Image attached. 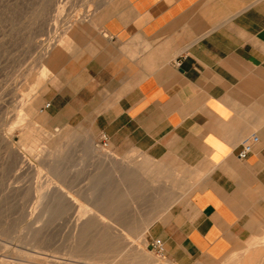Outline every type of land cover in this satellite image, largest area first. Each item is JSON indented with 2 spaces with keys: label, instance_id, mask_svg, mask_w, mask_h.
I'll list each match as a JSON object with an SVG mask.
<instances>
[{
  "label": "crops",
  "instance_id": "0c3cea01",
  "mask_svg": "<svg viewBox=\"0 0 264 264\" xmlns=\"http://www.w3.org/2000/svg\"><path fill=\"white\" fill-rule=\"evenodd\" d=\"M97 21L60 113L184 180L148 239L173 264H218L263 236L264 0H110Z\"/></svg>",
  "mask_w": 264,
  "mask_h": 264
},
{
  "label": "rangeland",
  "instance_id": "374dc122",
  "mask_svg": "<svg viewBox=\"0 0 264 264\" xmlns=\"http://www.w3.org/2000/svg\"><path fill=\"white\" fill-rule=\"evenodd\" d=\"M109 2L0 0V264H141L140 260L149 255L156 263L173 264L164 252L151 247L159 239L149 240L147 233L149 226L182 196L184 180L152 158L148 159L154 169L144 168L146 155L138 150L115 151L104 146L88 116L82 120L79 115L60 113L64 108L62 100L58 103L57 91L65 84L63 67L80 47L94 41V31L100 25L98 16ZM56 55L59 61L54 68L50 60ZM48 102L51 106L45 109ZM23 132L31 139L22 137ZM35 140L33 149L29 145ZM110 152L116 156L112 166ZM17 155L29 162L26 160L25 165L23 157ZM51 161L52 165L48 163ZM60 189L70 192L78 205ZM73 212L86 216L87 227L84 224L74 229ZM146 221L152 222L145 235L139 236L137 230ZM262 240L252 239L218 264H235L243 255L262 250ZM123 247H132L133 252L120 255Z\"/></svg>",
  "mask_w": 264,
  "mask_h": 264
},
{
  "label": "bare ground",
  "instance_id": "6f19581e",
  "mask_svg": "<svg viewBox=\"0 0 264 264\" xmlns=\"http://www.w3.org/2000/svg\"><path fill=\"white\" fill-rule=\"evenodd\" d=\"M89 2H90V1H89ZM86 4H87V3H86ZM92 5H93V4H92ZM86 6H88V5H86ZM57 7H58V6H57ZM89 7H90V6H89ZM92 8H93V7H92ZM90 9H91V8H90ZM82 10H83V9H82ZM87 11H88V10H87ZM57 12H58V11H57ZM75 12H76V11H75ZM83 12H84V11H83ZM58 14H59V13H58ZM81 14H82V13H81ZM59 15H60V14H59ZM59 15H57V19H58V16H59ZM59 17H60V16H59ZM79 18H80V17H79ZM55 19H56V18H55ZM60 19H61V17H60ZM83 19H84V18H83ZM58 20H59V19H58ZM58 20H57V21H58ZM62 20H63V19H62ZM67 21H68V20H67ZM65 22H66V21H65ZM68 22H69V21H68ZM68 22H67V23H68ZM70 22H71V21H70ZM79 22H80V21H79ZM53 23H54V22H53ZM51 24H52V23H51ZM62 24H63V23H62ZM53 25L55 26V24H53ZM56 25H57V23H56ZM65 25H67V24L65 23ZM68 25H69V24H68ZM54 26H53V27H54ZM61 26H62V25H61ZM49 28H50V27H49ZM54 28H55V27H54ZM56 28H57V26H56ZM58 28H59V27H58ZM61 28H62V27H61ZM52 30H53V29H52ZM56 30H57V29H56ZM56 30H55V31L53 30V31L56 32ZM64 30H65V29H64ZM49 31H50V30H49ZM57 32H58V31H57ZM57 32H56V33H57ZM59 32H61V31H59ZM56 36H57V34H56ZM51 43H52V42H51ZM54 43H56V42H54ZM54 43H53V45H54ZM48 45H49V44H48ZM56 45H57V44H56ZM49 46H51V45H49ZM41 47H42V46H41ZM46 47H47V46H46ZM44 49H45V48H44ZM46 49H47V48H46ZM48 51H49V50H48ZM46 52H47V51H46ZM50 55H51V54H50ZM38 58H39V57H38ZM41 58H42V57H41ZM39 59H40V58H39ZM36 61H37V59H36ZM39 61H40V60H39ZM39 61H38V62H39ZM37 64H38V63H37ZM40 65L42 66V63H41ZM40 65H39V66H40ZM26 89H27V88H26ZM22 100H23V99H22ZM19 103H20V102H19ZM15 112H16V111H15ZM27 123H28V121H27ZM30 124H31V123H30ZM32 124H33V123H32ZM32 124H31V125H32ZM27 125H28V124H27ZM27 125H26V126H27ZM33 125H34V124H33ZM35 125H36V124H35ZM36 127H37V126H36ZM36 127H34V128H36ZM27 128H29V127H26V130H27ZM37 128H38V127H37ZM8 129H9V128H8ZM42 129H43V128H42ZM42 129H41V130H42ZM26 130H25V131H26ZM38 130H40V129H38ZM41 130H40V131H41ZM68 130H69V129H68ZM33 131H35V130H33ZM27 132H28V131H27ZM30 132H32V131L30 130ZM35 132H38V131L36 130ZM9 133H10V132H9ZM23 133L25 134V132H23ZM28 133H29V132H28ZM66 133H67V131H66ZM71 133H72V132H71ZM71 133H70V134H71ZM1 134H2V133H1ZM24 134H23L22 137H27V136H29V134H27V135L25 134L26 136H24ZM32 134H33V133H32ZM42 134H43V133H42ZM46 134H47V133H46ZM46 134L44 133V135H46ZM4 135H5V134H4ZM39 135H40V133L38 134V138H40ZM47 135H48V134H47ZM1 136H2V135H1ZM9 136H10V135H9ZM30 136H31V135H30ZM30 136H29L28 138H30ZM40 136H41V135H40ZM48 136H49V135H48ZM68 136H69V134H68ZM10 137H11V136H10ZM22 137H21V138H22ZM34 137H36V136H34ZM4 138H5V137H4ZM38 138H37V139H38ZM5 139H6V138H5ZM24 139H25V138H24ZM30 139H31V138H30ZM37 139H36V140H37ZM45 139H46V138H45ZM53 139H54V138H53ZM2 140H3V139H2ZM26 140H27V139H26ZM36 140H35V143H34V144H31L32 142H34V141L31 140L32 142H31L30 145H29V146H32L31 148H33V149H34V146L36 147V145H35L36 142H37ZM39 140H40V139H38V142H39ZM42 140L44 141V139H42ZM66 140H68V138H67ZM24 141H25V140H24ZM64 141H65V140H64ZM73 141H74V140H73ZM4 142H5V141H4ZM21 142L24 143V145H25V142H26V141H25V142L21 141ZM27 142H28V140H27ZM27 142H26V143H27ZM64 143H65V142H64ZM7 144H8V143H7ZM10 144H11V143H10ZM19 144H20V143H19ZM28 144H29V143H27L26 145L28 146ZM41 144H42V142H41ZM43 144H44V143H43ZM62 144H63V143H62ZM1 145H2V144H1ZM22 145H23V144H22ZM22 145H21V146H22ZM26 145H25V147H26ZM71 145H73V144H71ZM82 145H83V144H82ZM93 145H94V144H93ZM21 146H20V147H21ZM39 146H40V143H39ZM44 146H45V145H44ZM59 146H60V145H59ZM41 147L43 148V146H41ZM46 147H47V146H46ZM70 147H71V146H70ZM92 147H93V146H92ZM23 148H24V147H23ZM28 148H30V147H27V149H28ZM31 148H30V149H31ZM37 148H38V147H37ZM42 148H41V149L38 148V149L41 151ZM63 148H64V147L62 146V149H63ZM93 148H94V147H93ZM93 148H91V150H92ZM95 148H96V147H95ZM14 149H15V148H14ZM35 149H36V148H35ZM45 149H46V148H45ZM58 149H59V147H58ZM96 149H97V148H96ZM10 150H11V149H10ZM43 150H44V149H43ZM60 150H61V148H60ZM27 151H28V150H27ZM29 151H30V150H29ZM37 151H38V150H37ZM54 151H55V150H54ZM56 151H57V150H56ZM62 151H63V150H62ZM79 151H80V149H79ZM104 151H105V150H104ZM6 152H7V151H6ZM19 152H20V151H19ZM24 152H26V151H24ZM34 152H35V151L33 150V153H34ZM42 152H43V151H42ZM44 152H45V151H44ZM60 152H61V151H60ZM99 152H100V151H99ZM99 152H97V153H99ZM105 152H106V151H105ZM27 153H28V152H27ZM31 153H32V152H31ZM36 153H37V152H36ZM79 153H80V152H79ZM92 153H93V152H92ZM94 153H95V152H94ZM107 153H108V152H107ZM107 153H106V154H107ZM15 154H18V153H15ZM15 154H14V155H15ZM20 154H21V153H20ZM34 154H35V153H34ZM53 154H54V153H53V151H52V152H50L49 155L51 156V155H53ZM55 154H56V152H55ZM58 154H59V153H58ZM60 154H61V153H60ZM95 154H96V153H95ZM102 154H103V152H102ZM22 155H23V154H22ZM22 155H20V156H22ZM30 155H31V154H30ZM30 155H29V156H30ZM39 155H41V154H39ZM42 155H44V154H42ZM47 155H48V154H47ZM96 155H97V154H96ZM100 155H101V154H100ZM100 155H99V156H100ZM107 155H108V154H107ZM20 156L18 157V155H17L16 157H17V158H20ZM61 156H62V155H61ZM99 156H98V157H99ZM109 156H110L111 166H112V164L115 162V161H112V160H113L114 158H116V156H115L113 153H111V152H110V155H109ZM22 157H23V156H22ZM46 157H47V156H46ZM52 157H53V156H52ZM100 157H101V156H100ZM107 157H108V156H107ZM107 157H106V158H107ZM39 158H40V156H39ZM42 158H43V157H42ZM47 158H48V157H47ZM50 158H51V157H49V159H50ZM14 159H15V158H14ZM23 159H24V157H23ZM37 159H38V158H37ZM40 159H41V158H40ZM53 159H55V158H53ZM53 159L51 158L50 160L53 161ZM100 159H101V158H100ZM137 159H138V158H137ZM10 160H11V159H10ZM26 160H27V159H24V162H23V160H22V162L25 164V161H26ZM43 160H44V159H43ZM45 160H47V159L45 158ZM101 160H102V159H101ZM132 160H134V159L132 158ZM15 161H16V159H15ZM19 161L21 162V160H19ZM19 161H17V162H19ZM47 161H49V160H47ZM47 161H46V162H47ZM52 161H51V162H48V163L51 164V163H53ZM91 161H92V160H91ZM104 161L107 162V159H105V160L103 159V162H104ZM26 162L28 163L29 161L27 160ZM112 162H113V163H112ZM23 163H22V164H23ZM54 163H55V162H54ZM104 163H105V162H104ZM143 163H144V168H146V169H151V170L154 169V167L152 168V165H153L152 161L149 160L148 158L145 157V159L143 160ZM148 163H149V164H148ZM115 164H116V163H115ZM141 164H142V163H141ZM25 165H26V164H25ZM31 165H32V164H31ZM51 165H52V164H51ZM53 165H54V164H53ZM18 166L21 168L20 165H18ZM22 166H23V165H22ZM32 166H33V165H32ZM64 166H65V165H64ZM134 166H135V165H134ZM70 167H71V166H70ZM29 168H30V166H29ZM155 168H156V167H155ZM24 169H25V168H24ZM26 169H27V168H26ZM30 169H32V168H30ZM30 169H29V170H30ZM100 169H101V168H100ZM151 170H150V171H151ZM159 171H160V170H159ZM87 174H88V173H87ZM54 185H56V184H54ZM90 185H91V184H90ZM59 186H60V185H59ZM60 187H62V186H60ZM85 187H86V186H85ZM37 188H38V187H37ZM37 188H36V189H37ZM60 191H61V193H63V196H67V197H69V199H71V200L73 201V203H76L75 200L70 196V195H71L70 192L65 191L64 189H63V190L60 189ZM69 193H70V195H69ZM40 194H41V193H40ZM47 194H48V193H47ZM85 195H86V194H85ZM41 196H42V195H41ZM57 196H58V195H57ZM46 197H48V195H47ZM79 197H80V196H79ZM50 198H51V197H50ZM59 198H60V197H59ZM38 199H39V198H38ZM40 199H41V198H40ZM56 199H57V198H56ZM87 199H88V197H87ZM65 200H66V199H65ZM168 200H169V199H168ZM57 201H58V200H57ZM67 201H69V200H67ZM59 202H60V201H59ZM61 202L64 203V200L61 201ZM169 202H170V201H169ZM87 203H88V201H87ZM67 204H68V203H67ZM69 204H71V203H69ZM69 204H68V205H69ZM89 204H90V203H89ZM71 205H72V204H71ZM76 205H78V204L76 203ZM79 206H80V205H79ZM79 206H78V207H79ZM81 206H82V205H81ZM81 206H80V207H81ZM41 207H43V206H41ZM47 207H48V206H47ZM50 207H51V206H50ZM71 207H72V206H71ZM74 207H75V206H74ZM74 207H72L71 210H74ZM84 207H85V205H84ZM89 207H90V206H89ZM82 208H83V207H82ZM82 208H81V209H82ZM98 209H99V207H98ZM71 210H68V211H69L68 214H69V213H70V214L72 213ZM78 210H80V209H78ZM90 210H92V208H91ZM90 210H89V211H90ZM96 210H97V209H96ZM99 210H101V209H99ZM62 211H63V210H62ZM76 211H77V210H76ZM80 211L82 212L83 210H80ZM60 212H61V211H60ZM63 212H64V211H63ZM74 212H75V211H74ZM74 212H73V214H75V215L72 217V218H73V221H72V219H71L70 217H69V218L71 219L72 222H74V225H75L74 229L77 230V229H79L80 227L82 228V226H83L84 224H86V222H84V220L87 219V218H86V216H85V217H81L82 213H81V215H80V213H79V215H78V214H77L78 212H76V213H74ZM90 212H91V211H90ZM90 212H88V213H90ZM64 213H65V212H64ZM83 213H85V210L83 211ZM3 214H4V213H3ZM18 214H19V213H18ZM18 214H17V215H18ZM96 214H97V213H96ZM96 214H95V217H96ZM103 214L105 215V213H103ZM103 214H102V215H103ZM83 215H84V214H83ZM85 215H86V214H85ZM99 215H100V214H99ZM104 215H103V216H104ZM7 216H8V215H7ZM35 216H36V215H35ZM37 216H38V215H37ZM40 216H41V215H40ZM90 216H93V214L91 215V213H90ZM100 216H101V215H100ZM152 216H153V215H152ZM105 217H107V216L105 215ZM92 218H93V217H92ZM4 219H5V218H4ZM39 220H40V219H39ZM46 220H47V219H46ZM100 220H101V219H100ZM104 220H105V219H104ZM104 220H103V221H104ZM4 221H5V220H4ZM103 221H102V222H103ZM98 222H99V221H98ZM151 222H152V221H146V222H144V224L142 225V228H141V229H138L139 231L137 230L138 233H136V234H138L139 236H142V237H143V235H145V233H146V231H147V229H148V226L150 225ZM104 223H105V222H104ZM43 224H44V223H43ZM72 224H73V223H72ZM88 225H90V224H88ZM92 225H93V224H92ZM101 225H102V224H101ZM84 226H85V225H84ZM84 226H83V227H84ZM72 227H73V226H72ZM86 227H87V224H86ZM113 228H114V227H113ZM115 228H116V227H115ZM88 229H89V228H88ZM95 229H96V228H95ZM111 229H112V228H111ZM0 230H1V229H0ZM28 230H29V229H28ZM114 230H115V229H114ZM122 230H123V229H122ZM122 230H119V233H121L123 237H127V236H124V231H122ZM73 232H75V231H73ZM126 232H127V231H126ZM77 233H78V232H77ZM116 233H117V232H116ZM71 234H72V233H71ZM81 234H82V231H81ZM85 234H86V233H85ZM87 234H88V233H87ZM91 234H92V233H91ZM136 234H135V235H136ZM107 235H108V234H107ZM131 236H132V235H131ZM261 236H262V234H261ZM261 236H260V239L262 240ZM88 238H89V237H88ZM139 238H140V237H139ZM126 239H127V238H126ZM126 239H124V240H126ZM99 240H100V239H99ZM103 240H104V239H103ZM129 240H130V239H129ZM129 240H128V241H129ZM263 240H264V238H263ZM263 240H262V241H263ZM126 241H127V240H126ZM95 242H96V241H95ZM103 242H104V241H103ZM120 242H121V241H120ZM39 243H40V242H39ZM106 243H107V242H106ZM126 243H127V242H126ZM258 243H259V242H258ZM260 243H261V242H260ZM262 243H263V244H262V245H263L262 250H258V251H257V250H254V252H252V253H250V254H246L245 256L243 255L242 258L238 259V260L236 261L235 264H264V241H263ZM95 244H96V243H95ZM95 244L93 243V245H95ZM259 245H260V244H259ZM262 245H261V246H262ZM106 246H107V245H106ZM257 246H258V245H257ZM120 248H121V247H120ZM123 248H124V247H123ZM123 248H122L121 251L119 252L120 255H123L125 252L128 253L129 251H130V252H131V251L133 252V248H132V247H131L132 249L129 248L130 250H129V249L126 250V249H125V248H127V246H126V247L124 248L126 251H124ZM259 248H260V247H258L257 249H259ZM103 249H104V248H103ZM105 249H106V247H105ZM90 250H91V249H90ZM117 250H118V249H117ZM113 251H114V250H113ZM135 251H136V250H135ZM135 251H134V252H135ZM137 251H138V250H137ZM137 251H136V252H137ZM143 251H144V250H143ZM74 253H75V252H74ZM96 253H99V252H96ZM119 253H118V254H119ZM85 254H86V253H85ZM104 254H105V253H104ZM115 254H116V253H115ZM118 254H117V255H118ZM135 255L137 256L138 254H135ZM148 255H149V254H148ZM102 256H103V255H102ZM142 256H143V255H142ZM149 256H150V255H149ZM149 256L144 257L143 259H141V258L139 257V258L141 259V260H140L141 264H163V263H160V262L156 263V262H155L154 260H152ZM115 257H116V256H115ZM133 257H134V256H133ZM228 257H229V256H228ZM233 257H234V256H233ZM100 258H101V257H100ZM113 258H114V257H113ZM126 258H127V257H126ZM80 259H81V258H80ZM103 259H104V258H103ZM155 259H156V258H155ZM36 260H37V259H36ZM126 260H127V259H126ZM126 260H124V261H126ZM103 261H104V260H103ZM112 261H113V260H112ZM122 261H123V260H122ZM130 261H131V260H130ZM136 261H137V260H136ZM160 261H161V260H160ZM114 262H115V261H114ZM131 262H132V261H131ZM137 262H138V261H137ZM166 263H167V262H166ZM48 264H49V263H48ZM114 264H115V263H114Z\"/></svg>",
  "mask_w": 264,
  "mask_h": 264
},
{
  "label": "built area",
  "instance_id": "2783aa9c",
  "mask_svg": "<svg viewBox=\"0 0 264 264\" xmlns=\"http://www.w3.org/2000/svg\"><path fill=\"white\" fill-rule=\"evenodd\" d=\"M45 108L49 107V103H47L45 106ZM101 142L104 146H107V138L105 135H102V139ZM239 157L240 158H245L246 157V151L243 150L239 153ZM151 247L156 250L159 253H163L164 252V246L163 243L160 240H154L151 244Z\"/></svg>",
  "mask_w": 264,
  "mask_h": 264
}]
</instances>
